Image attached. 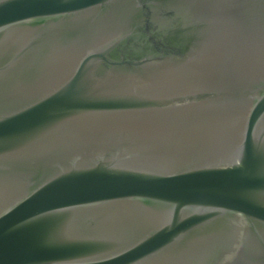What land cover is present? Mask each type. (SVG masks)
Returning <instances> with one entry per match:
<instances>
[{
  "label": "water",
  "instance_id": "95a60500",
  "mask_svg": "<svg viewBox=\"0 0 264 264\" xmlns=\"http://www.w3.org/2000/svg\"><path fill=\"white\" fill-rule=\"evenodd\" d=\"M0 264H264V0H0Z\"/></svg>",
  "mask_w": 264,
  "mask_h": 264
}]
</instances>
